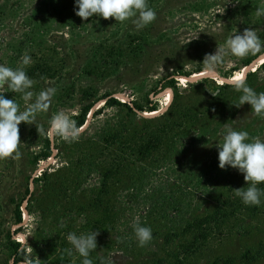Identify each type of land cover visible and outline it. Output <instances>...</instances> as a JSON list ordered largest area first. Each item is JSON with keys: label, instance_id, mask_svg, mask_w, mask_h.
Segmentation results:
<instances>
[{"label": "rangeland", "instance_id": "1", "mask_svg": "<svg viewBox=\"0 0 264 264\" xmlns=\"http://www.w3.org/2000/svg\"><path fill=\"white\" fill-rule=\"evenodd\" d=\"M74 2L0 0V63L13 69L20 67L21 57L27 52L32 62L35 55L49 54L52 65H64L55 78L35 82L34 93L48 87H55L57 92L48 111L37 114L36 124L19 125V155L0 159V264H15L7 249L8 233L21 249L24 247L28 261L21 264H53L58 257L51 249L54 240L70 249V232L98 233L97 248L88 257L92 264L99 260L105 264H141L156 255L163 256L169 247L167 236L181 233L188 222L213 212L220 196L246 187L243 175L236 169L218 167L216 145L222 143L226 130L247 131L250 139L264 141V118L254 115L247 103L239 108L233 106L241 93L229 89L216 103H226L230 110L222 112L215 103L211 109L215 118L207 114L195 123H180L183 126L175 130L178 135L160 154L134 167L121 184L110 186L105 214H96L90 207L101 191L103 178L99 169L89 177L82 175L63 194L61 182L68 179L71 169V175L77 173V154L89 156L91 143L100 132L119 122H124L126 128L139 129L144 125L143 118L153 119L163 114L159 113L163 108L167 110L175 91L163 84L177 69L193 74L202 67L200 74L175 77L183 102L187 101L183 104L199 110L201 86L213 94V82L228 83L238 76L245 78L247 72L244 67L235 70L248 56L238 58L226 51L222 61L209 70L203 63L205 55L214 54L218 47L227 48V39L247 27L264 41V15L257 16V9H264V0H239L235 4L229 0H147L156 19L143 29L135 27V18L116 22L114 18L93 16L85 21L75 14ZM136 36H144L147 45L136 62L121 67L109 78L84 73L90 55L102 42L118 45ZM263 62H255L252 67L253 72L257 71L252 82L256 87H264V71L257 70ZM228 75L232 77L225 78ZM204 79L210 81L203 83ZM88 88L98 96L111 94L131 106L133 100L142 103L149 96L158 102L160 110L138 113L126 120L127 108L108 107L103 100L102 106L96 109L98 102L87 116L78 141L67 143L48 136L47 128L57 112L64 111L72 119L80 113L88 103L82 91ZM261 92L264 90L257 93ZM5 96L24 109L20 94L8 92ZM248 126L251 127L246 129ZM41 128L44 131L39 133ZM47 136L52 156L35 165L32 160L43 149ZM35 178H39L36 183ZM30 195L31 203L27 205L25 199ZM22 199L23 222L16 225L14 211ZM261 200L254 217L244 215V221L230 226L234 234L229 238L216 234L206 252L192 264H215L217 260L218 264H264V253H260L264 246V196ZM136 224L152 229L153 239L143 247L135 238ZM178 240L173 238L171 244H178ZM247 252L249 258L244 257ZM68 257L67 264H82L84 259L75 251Z\"/></svg>", "mask_w": 264, "mask_h": 264}, {"label": "trees", "instance_id": "2", "mask_svg": "<svg viewBox=\"0 0 264 264\" xmlns=\"http://www.w3.org/2000/svg\"><path fill=\"white\" fill-rule=\"evenodd\" d=\"M74 1V0H73ZM69 2V0H67ZM46 3H48L46 1ZM70 4H68L69 9ZM63 17V16H62ZM70 24V22H66ZM146 40L144 36L131 37L127 43H121L116 45H108V41L102 42L89 57V60L85 66L84 73L87 76L96 78H109L113 74L118 73L121 67L126 66L129 63L136 62L146 49ZM126 44V45H125ZM124 45L126 47H124ZM56 49V48H55ZM56 50L53 48V53ZM261 57H264V53L257 54L255 56L249 55L235 71H240L243 67L247 71L245 74V80L249 87L255 91H263L264 87L261 85L255 86L252 83L255 72H252V67L255 62ZM53 57L49 54L45 56H34V60L30 66L26 67L27 75L33 79L37 84L45 79L55 78L62 73V67H57L51 64ZM264 71V62L257 69ZM203 71L202 67L196 68L193 74H200ZM193 74H189L183 70V68L177 69L175 74L168 77L163 86H170L174 89L175 95L172 104L167 108L166 112L153 119L143 118L144 125L137 129L126 128L124 122H119L117 126H108L102 132H100L96 139L93 140L89 148L90 155L83 156L78 155V167L77 173L71 175L67 180L61 182V186L64 187L63 194L67 193V189L81 178L82 175L87 174L88 177L101 170L103 181L101 183V191L98 196L95 197L91 204V210L96 214L99 212L105 214L107 207L105 199L109 196L110 186H117L122 183V180L126 175L138 167L140 164H145L149 160H153L154 155H158L165 149L170 141L177 136L175 133L176 128H180L183 125L180 123H195L200 119H203L207 114H210L213 118L214 114L211 113V109L215 107L216 101H218L225 92L229 89H233L231 84L222 83L214 84V91L218 94H210L205 91L203 86L202 92L199 94L201 100V108L186 107L187 101L183 102V96L181 95L180 86L175 77H189ZM232 75L225 76V78H231ZM210 79H204L203 83L209 82ZM162 86V87H163ZM157 95V90L153 92ZM83 99L88 101L85 104L80 113L75 116V121L78 127L83 128L86 124L87 116L92 111L93 107L100 101L105 100V105L108 107H125L127 108V119H131L138 113L144 114L146 112L157 113L160 110L158 102L150 99L147 96L145 102L134 101L131 104L123 103L111 94H105L104 96H98V93L93 88H88L82 91ZM234 106V105H233ZM216 107L223 111L230 110L228 104L220 102L216 103ZM232 107V106H231ZM165 109V108H163ZM97 113H100L97 110ZM96 114V112H94ZM215 118V117H214ZM180 124V125H179ZM251 126L246 127L249 129ZM52 156L50 138L47 136L44 142V147L40 153L34 156L32 162L35 165H39L41 161L48 160ZM141 171H143L141 166ZM46 175V174H45ZM76 176V177H75ZM39 178L33 179V182H37ZM77 186V185H75ZM103 187V188H102ZM261 190H264V184L259 185ZM29 190H27V195ZM26 195V196H27ZM31 197L25 201L28 204L31 203ZM26 198V197H25ZM22 199L15 208L14 211V223L19 225L23 222V210H21ZM258 211V206H247L242 200L235 195L232 190L228 196H220L216 202L213 212L206 214L202 217L195 218L192 222H188L185 228L179 234H174L166 238V252L165 255L152 258L141 264H192L199 255L206 252L209 248V242L215 239L216 234L221 236H227V238L233 236L232 227L236 226L240 221H244L243 216L252 218ZM100 221V220H98ZM97 221V222H98ZM232 226V227H230ZM227 229V233L225 230ZM173 238H179L178 244H171ZM231 239V238H230ZM174 243V242H173ZM58 244V239L54 240L52 250L54 254H58L57 260L53 264H67L69 257L67 254V247L63 248ZM7 249L10 250L9 257H12L15 264H21L27 262L28 258L25 255L24 247L21 249V244L12 240L11 235L7 234ZM260 253H264V246L260 249ZM250 252H247L244 257L249 258ZM219 260L215 262L218 264ZM95 264H105L103 261H98Z\"/></svg>", "mask_w": 264, "mask_h": 264}, {"label": "clouds", "instance_id": "3", "mask_svg": "<svg viewBox=\"0 0 264 264\" xmlns=\"http://www.w3.org/2000/svg\"><path fill=\"white\" fill-rule=\"evenodd\" d=\"M229 3H240L239 0H229ZM74 11L77 16L87 21L96 16L103 19L114 18L116 22H125L135 18L133 23L137 29H143L156 19L155 11L148 6L147 0H75ZM264 15V9H257V16ZM227 48L218 47L214 54H206L203 63L211 70L221 62L226 51L238 58L264 53V41L252 28H245L240 33L233 34L226 41ZM32 63L31 56L26 52L21 57V66L15 69L0 63V159L19 155L20 141L19 125L36 124L38 113L47 112L57 89L48 87L34 93L35 81L26 73V67ZM253 72V71H252ZM229 83L238 93L237 108L244 104L251 106V111L257 117L264 118V92L257 93L249 87L246 80L237 77ZM18 93L24 102V109L14 99H8L5 93ZM212 93L218 94L217 92ZM41 128L38 132H43ZM82 129L76 121L64 111L57 112L47 128V135L62 141L72 143L78 141ZM218 149V167L222 170L236 169L243 175L246 187L235 189V195L247 206H260L264 190L259 185L264 183V141L250 139L247 131H237L232 128L226 130L222 143L216 145ZM23 210V208H22ZM135 238L138 246L143 247L153 239L152 229L136 224ZM98 233L77 235L70 232L67 240L72 248L66 249L68 255L73 251L83 257L82 264H92L90 252L97 248Z\"/></svg>", "mask_w": 264, "mask_h": 264}, {"label": "bare ground", "instance_id": "4", "mask_svg": "<svg viewBox=\"0 0 264 264\" xmlns=\"http://www.w3.org/2000/svg\"><path fill=\"white\" fill-rule=\"evenodd\" d=\"M260 61H264V57L259 58V59L257 60V63L260 62ZM203 74H207V72L204 71ZM228 83H229V82H228ZM229 84H230V83H229ZM170 100H171V98H170ZM101 103H102V102H99V103L95 106L96 109H97L98 107H100ZM101 106H102V105H101ZM165 111H166V109H163V110H161V112H159V113L161 114V113H164ZM149 116H150V115H149ZM149 116H148V117H149ZM148 117H147V118H148Z\"/></svg>", "mask_w": 264, "mask_h": 264}]
</instances>
